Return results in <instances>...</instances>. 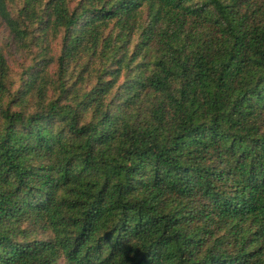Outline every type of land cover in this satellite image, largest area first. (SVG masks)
Returning a JSON list of instances; mask_svg holds the SVG:
<instances>
[{"label":"trees","instance_id":"obj_1","mask_svg":"<svg viewBox=\"0 0 264 264\" xmlns=\"http://www.w3.org/2000/svg\"><path fill=\"white\" fill-rule=\"evenodd\" d=\"M1 26L0 264H264V0H0Z\"/></svg>","mask_w":264,"mask_h":264},{"label":"rangeland","instance_id":"obj_2","mask_svg":"<svg viewBox=\"0 0 264 264\" xmlns=\"http://www.w3.org/2000/svg\"><path fill=\"white\" fill-rule=\"evenodd\" d=\"M0 49H3L5 58L12 72H18L24 58V53L17 50L15 45L12 44L11 40L8 38L7 30L3 26L0 27Z\"/></svg>","mask_w":264,"mask_h":264}]
</instances>
